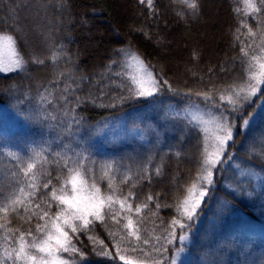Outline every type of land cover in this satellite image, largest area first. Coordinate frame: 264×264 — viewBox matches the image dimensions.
<instances>
[{"label":"trees","instance_id":"16d2710c","mask_svg":"<svg viewBox=\"0 0 264 264\" xmlns=\"http://www.w3.org/2000/svg\"><path fill=\"white\" fill-rule=\"evenodd\" d=\"M43 3L46 0H0V30L16 36L25 58L35 53L45 61L43 65L29 63L27 70L23 72L0 73V142L21 153L30 148L49 150L43 168L51 172L52 177L60 174V182L53 179V185L57 187L68 174L63 167V159L58 158L55 153L75 152L90 158L86 162V168L94 169L93 178L100 183L102 189L107 184V177L101 180L102 165L105 161H115V169L110 173L114 177V186L123 194L130 188L136 193V198L131 201L133 207L144 201L148 194L154 197L158 194L160 200L168 205L182 200L199 170L202 138L197 132L190 131L189 127L187 131L190 132L186 136L172 134L167 126L159 125L163 121L162 116L154 118L155 123L144 122L141 111L145 106L158 101L163 105L179 101L184 103L182 106H187L189 101L184 94L189 91L193 93L191 100L202 104V98L194 93L209 91L213 86L217 91L225 90L234 82H240L241 78H247L246 66L241 65L238 59L242 56L240 44L233 38L239 22L248 23L256 30L257 22L247 14L244 0H198V15H192L191 10L179 0H154L152 9L146 3L140 4L139 0H68L62 11L54 6L45 9L42 7ZM204 29L209 32L211 30L214 34L210 43L205 38H198ZM241 31L246 33L247 29L242 28ZM179 32L195 36V39L197 37L196 41L203 46L200 49L184 47L174 50L179 41ZM48 33H51L57 45L65 46L72 57L71 64L66 63L63 58L56 64L51 62L49 42L45 40ZM119 49H130L137 53L151 66L154 73L167 79L179 94H173L164 88L151 98H134L124 103L116 102L115 106H99L100 103H112L110 97L127 94L112 84L111 80L119 83L123 79L124 83H129L126 76L112 75L116 71L129 72V68L121 69L113 65L111 72L106 68L112 60L122 59L117 54ZM173 58L177 59V68L170 65ZM180 68L183 75L177 77V70ZM62 71L70 72L77 81L81 76L88 77L79 90H76L71 79L67 80L76 95L83 96L89 90L96 95L100 87L108 85V94L97 104L87 103L76 108L75 115L83 123L78 128L73 126L71 131L67 128L71 117L63 114V101L58 99L65 86V77L57 75ZM102 73L109 76L110 80H101ZM44 97L47 99H43ZM216 99L219 100L218 95ZM247 111H252V108ZM176 113L177 111L172 110L168 117H173ZM120 118L127 120L125 124L129 128H134L137 124L144 128L143 138H126L120 143L97 139V128L110 122L117 123ZM152 129L156 131L153 133ZM262 134L264 108L258 109L256 119L249 129H241L235 134V145L230 151L242 168L264 175V150L251 147L253 140L259 142ZM152 136L156 139H152ZM145 143H149L146 152L142 149ZM159 148L163 151L157 152ZM149 156L152 157L148 174L150 182L148 177L140 179L142 173L136 167L141 157H145V164ZM16 163L7 155V149L0 155V193L3 194L0 195V203L10 191L19 186L16 180L22 178V173ZM156 166L161 169L160 175L154 171ZM230 166L231 164L226 165V170L215 176L216 187L203 205L200 219L194 225L187 246L188 255L183 264H260L264 259V183L249 177L243 187L253 195L234 193L227 185L231 184L234 188L239 178ZM37 167L40 168V165ZM14 172L16 176L12 175ZM126 174L131 179L121 183ZM133 184L136 185L134 188ZM50 189L51 186L49 190L41 188L33 204L40 202L39 195ZM224 199L231 202V207L221 211L219 202ZM154 204L155 201L150 202L149 209H154ZM115 207L119 210L118 204ZM149 209H143L140 214L131 213L133 229L138 226V219L144 218L140 226L147 231H142V235L151 232L159 224V220L150 215ZM55 210L53 203L52 211ZM173 214L172 207L162 206L158 212V216L165 222ZM3 216L4 213H0V217ZM123 216L124 213H121V223L117 224L110 218V214L106 215L103 221H94L90 225L91 231L74 236L73 243L79 249L77 261L82 264H125L119 259L120 255L136 261L140 254L125 251L123 247L117 254L119 235L115 238L110 235L111 232L126 234L128 230L123 229L122 225L127 221ZM8 219L11 220L8 227L20 231L29 228L34 231L37 223L35 217L31 222L25 223L13 213H9ZM0 223H5V220L0 218ZM156 234H159V229ZM3 236L4 230L0 229V253L4 247L9 246ZM89 237L93 239L90 240ZM178 246V241L169 245L170 251L165 256L174 254ZM102 249L109 255H103ZM67 255L64 254L65 258Z\"/></svg>","mask_w":264,"mask_h":264},{"label":"snow or ice","instance_id":"6c2138e0","mask_svg":"<svg viewBox=\"0 0 264 264\" xmlns=\"http://www.w3.org/2000/svg\"><path fill=\"white\" fill-rule=\"evenodd\" d=\"M139 2L142 5L146 3L150 9L154 8V0H139ZM179 2L191 10L192 15H198V0H179ZM67 3L68 0H46L42 7L47 9L49 6H54L62 11ZM244 4L247 14L257 22L256 30L254 31L248 23L239 22L233 33V38L240 44L242 56L238 59L241 65L246 66L247 78H241L240 82H234L225 90L217 91L213 86L209 91L194 93L197 97L202 98L203 107H201V103L191 100L193 95L191 91L186 92L184 95L189 103L182 110L185 115L181 116V113L177 112L175 116L170 117L173 120L186 121L189 130L197 132L198 136L202 137L204 145L198 173L190 186L187 187L183 199L177 200L174 205H168L160 200L158 194L155 197L148 194L144 201L133 207L131 201L136 198V193L130 188L126 194H123L114 186V177L110 173L115 169V161H105L102 165L101 180L107 177L106 187L102 189L100 183L93 178L94 169L86 168V162L90 158L75 152L72 154L59 151L55 153L58 158L63 159V167L68 174L57 187L53 185V179L60 182V174L52 177L51 172L43 168L49 150L30 148L27 152L21 153L19 150L13 151L6 144L0 142V155L4 154L7 149V155L17 162L16 167L22 173V178L16 180L19 186L10 191L0 203V213H4V216L0 218L5 220V223H0V229L4 230L3 239L9 243V246L4 247L0 253V264H82L76 259L79 249L73 243L74 236L91 231L90 225L94 221H103L109 214L112 220L120 224L121 213H124L123 219L127 221L122 225V228L128 231L126 234L110 233L113 238L119 235V240L116 243L117 254L120 253L122 247L125 251L140 254L136 261L125 255H120L121 261H124L125 264H177L179 254L186 250L194 225L200 219L203 205L207 203V199L216 187L215 176L222 174L226 170V165L231 164L236 177L239 178L234 188L231 184L227 187L234 193L253 195L243 187L245 180L252 177L264 183V175L246 170L238 162L233 163L235 156L230 151L235 145V134L241 129H249L256 119L258 109L264 108V0H244ZM179 15L183 17L182 13ZM242 28H246L247 32H242ZM45 40L49 42L53 64L58 63L61 58L65 59L68 64L72 63V57L65 50V46L57 45L51 33L45 35ZM117 54L122 59L112 60L109 65H106V68L109 72L113 65L121 69L126 67L133 69L132 72H112V75L126 76L130 81L126 84L123 79L119 83L111 80L112 84H115L122 92L126 91L127 94L110 97L112 103H100L99 106H115L116 102L124 103L134 98H151L164 88L173 94H179L167 79H163L159 73H154L151 66L145 63L137 53L130 49H119ZM193 55L196 56L195 53ZM29 63L43 65L45 61L35 53L29 58H25L19 48L16 36L0 30V72H23L27 70ZM221 70L223 71V69ZM57 75L65 77V86L58 99L63 101V105H61L63 114L66 117H71L67 125L68 130L71 131L73 126L78 128L83 123L82 119L75 115L76 108L87 103L97 104L108 94L106 91L108 85L100 87V91L96 95H93L89 90L88 93L80 96L71 90V85L67 83V80L71 79L76 85V90H79L88 77L81 76L77 81L70 72L62 71ZM105 79L110 80V77L102 73L101 80ZM57 82L53 81V83ZM49 94L51 95V93ZM217 95L219 100L216 99ZM70 97H74V99H70ZM43 99H47V97ZM257 101L260 103L258 104ZM49 103L51 102L49 101ZM69 105L74 106L69 107ZM248 108H252V111H247ZM107 127L108 125L105 124L103 127L97 128L95 134H101ZM129 131L141 138L145 135V129L139 124ZM151 131L154 133L156 129ZM251 147L264 150V134L259 142L254 139ZM25 158H27L26 163ZM151 162L152 157L149 156L145 164L142 165L141 180L148 177L150 182L148 174ZM38 164L40 168L37 167ZM154 171L157 175L161 173L159 166H156ZM12 175L16 176L17 174L14 172ZM130 179L131 176L126 174L121 183H126ZM50 186V191L39 195L40 202L33 204L40 189L49 190ZM135 186V184L132 185L133 188ZM0 195L3 194L0 193ZM153 201H155L154 209H149V203ZM53 203L56 206L54 212L52 211ZM117 204L119 210L115 207ZM162 206L174 208V214L167 222L158 216ZM219 206L221 211L230 209L231 202L224 199L219 202ZM143 209H149L150 215L159 220V224L146 235L141 234L142 231L147 230L140 226L143 224L144 218L138 219V226L133 229L134 221L131 215L133 212L140 214ZM9 213L15 214L25 223L31 222L35 217L37 219L35 230L29 228L26 231H20L9 228L8 224L11 223V220L8 219ZM39 221H43V223ZM153 223L155 224V221ZM157 229H159V234H156ZM89 239L93 238L89 237ZM177 241L179 246L176 253L165 256V253L170 251L168 246ZM101 243L103 242L101 241ZM101 251L103 255H109L107 251L103 249ZM64 254H68L67 258ZM80 255L82 256L83 253ZM260 264H264V259Z\"/></svg>","mask_w":264,"mask_h":264},{"label":"rangeland","instance_id":"374dc122","mask_svg":"<svg viewBox=\"0 0 264 264\" xmlns=\"http://www.w3.org/2000/svg\"><path fill=\"white\" fill-rule=\"evenodd\" d=\"M215 13H216V11L214 12V14ZM214 14H212V15H214ZM215 16H216V14H215ZM217 23L218 22L215 19V25H217ZM201 34L202 35H199L198 38L201 39V37H202L203 40L205 38L207 43H210L211 39H213V37H214V34H213V32L211 33V30L209 32V30L204 29L201 32ZM194 37L195 36L185 35L184 32H179L177 34V38L179 39V41H178V44H177L176 48H174V50L178 51L179 49L180 50L184 49V47H188L190 49L194 48V47H197V48L200 49L203 45H201V43L199 44L198 41H196L197 37H196V39ZM206 50H208V49H206ZM183 59H184V57H183ZM172 60L173 61L170 62V65L172 67H174V68H177L179 66L178 62H176L177 59L173 58ZM132 71H133V69L129 68V72H132ZM177 72L179 73V74H176L177 77H180V76L183 75V72H182L181 68H180L179 71L177 70ZM0 73L5 74V73H9V72H0ZM182 105H184V103H181L179 101H175L172 104H164V105L162 104L161 101H158L155 104H151L149 106H145V109H143L141 111V113H142L141 119H143L142 121H144V122L150 121L152 123H155V119L154 118H158L159 116L160 117L162 116L163 117V119H162L163 121H161L159 123V125L167 126L168 130L172 134H179V135L184 134V136H186L190 132V131H187V128H188L187 122L186 121L182 122L181 120H177V119L173 120V119H170V117H168L169 114H172V110L180 112L181 116L185 115L182 110L186 106H182ZM186 105H188V104H186ZM178 106L179 107L182 106V107H180V109H176V108H179ZM201 107H203L202 104H201ZM125 122H127V120L124 121V119L120 118V120L117 123H112V122L108 123L107 124L108 127L106 129H104L101 134L97 135V139H99V140L105 139V140H110V141H113V142L120 143V142H123L126 138L127 139L132 138V137L140 138L139 135H135V134H133V133H131L129 131L132 128H129L128 126H126ZM179 135H177V136H179ZM149 138L151 139V137H149ZM152 139H156V137L152 136ZM147 144H149V143H145V144L142 145L143 146L142 149H144V152H146L147 149H148V145ZM203 146H204L203 145V141H201V148L202 149H203ZM162 151H163V149L159 148L157 152H162ZM144 161H145V157L144 158L141 157L140 161L137 162L139 164H137L136 167H137L139 172H140V169H141L142 165H144ZM235 161H236V163L239 162L236 157H235V160L233 161V163H235ZM230 167H232V165ZM135 173H137V172H135ZM229 177H231V176H229ZM189 243L190 242L188 241L187 242V246L189 245ZM186 255H188V248L187 247H186V250L184 252H181L179 254V259L177 261V264H183V262L186 260Z\"/></svg>","mask_w":264,"mask_h":264}]
</instances>
